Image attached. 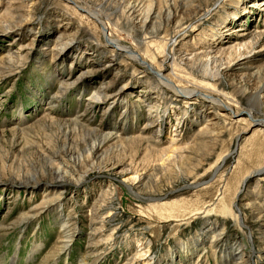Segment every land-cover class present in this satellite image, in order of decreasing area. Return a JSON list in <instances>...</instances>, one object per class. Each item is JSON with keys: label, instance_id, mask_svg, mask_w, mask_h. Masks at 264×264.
I'll return each mask as SVG.
<instances>
[{"label": "rangeland", "instance_id": "rangeland-1", "mask_svg": "<svg viewBox=\"0 0 264 264\" xmlns=\"http://www.w3.org/2000/svg\"><path fill=\"white\" fill-rule=\"evenodd\" d=\"M9 1L0 0V13ZM129 1L133 0H92L103 6L112 21L119 19V28L126 33L132 27L121 9ZM175 1L187 20L177 38L179 45L199 50L234 39L249 43L243 51L231 50L212 65L216 74L217 68L256 47L250 53L256 61L252 69L238 75L220 71L205 79L239 105L250 101L258 107L253 94L264 77V0H204L196 10L189 0ZM158 3L163 7L165 1ZM161 19L165 25L166 16ZM62 25L67 28L64 33ZM100 28L64 0H26L11 21H0V55L6 50L15 55L0 68V264H223L221 251L234 250L236 240L244 244V264H264V219L255 217V208L239 200L244 194L258 195L255 201L264 207V173L245 184L242 180L264 165V134H258L249 121L238 124L232 111L220 107L221 122L227 127L224 135L216 144L199 137L201 126L193 124L201 107L207 110L201 113L200 123L218 115L216 105L201 93L186 96L165 88L127 55L128 49L107 42ZM177 30L170 24L161 35L173 38ZM250 31L258 34H242ZM114 37L121 44L132 41L126 34ZM186 69L203 77L200 63ZM90 97L92 104L87 103ZM47 112L63 124L50 123ZM82 113L92 128H113L123 136L140 132L150 136L154 131L158 149L166 148L179 134L192 155L189 162L178 160L172 170L159 169L146 183L155 194L141 190L142 197H137L121 182V171L154 167L161 162L156 149L141 142L134 152L133 143H124L122 153L109 151L91 160V135L64 123ZM159 124L161 131H157ZM18 125L24 129L13 131ZM241 127L246 132L237 152L213 175L214 163L234 147ZM62 148H71L72 153L66 155ZM57 152L69 165L76 158L81 171L89 170L77 187L64 182L63 190L57 185L62 182L50 181L48 169L62 161L51 157ZM200 156L201 166L191 168ZM35 178H39L35 183H24ZM100 193L104 198L94 216L111 214L105 224L89 212ZM151 196L162 200L152 201ZM206 222L217 224L203 235L204 242L195 251L194 239ZM96 225L102 228L101 236L90 246V232ZM65 230L72 234L70 240H64ZM136 248L146 249L137 261L132 259Z\"/></svg>", "mask_w": 264, "mask_h": 264}, {"label": "bare ground", "instance_id": "bare-ground-1", "mask_svg": "<svg viewBox=\"0 0 264 264\" xmlns=\"http://www.w3.org/2000/svg\"><path fill=\"white\" fill-rule=\"evenodd\" d=\"M64 1L72 9L78 12L80 11L82 15L87 17L88 21H91L97 25H101L100 29L102 30L104 37L107 39V42H110L111 44H115L116 46H120L124 49H128L129 51L127 52L128 53L127 55H129L135 61H138L143 66H145L144 68L150 73L149 75H151L152 78L155 76L157 80L164 85L165 88L166 87L170 88L178 93L179 92L185 93L184 95L186 96L191 95L194 92L195 95L197 93H201L205 98H207L206 101L209 100L211 104L216 105L217 108L216 112L218 115H212L209 117L208 121H203L202 123H200L202 121L201 116H203L201 115V113L205 114L207 108L205 106L201 107L200 109L201 113L199 114V116L197 117V119L193 124V125L201 126L200 132L198 133L199 137H207L210 139V143L216 144V142H219L221 137L224 135V132L226 131L227 127L221 122L220 116L223 115V113L220 112L221 109L220 107H222L223 111L225 110L230 112L232 111L234 115V121L237 122L238 124L249 121V126L256 127V130H258V134H264V77H262L261 80L256 83L254 88L253 95H255V97L257 98L258 107L253 106L250 101L248 102L249 104L246 103V105L243 104L239 105L236 100L230 99L229 95L220 92L217 88L214 87V85L210 81H207L205 79L207 76H210L211 74L218 75L220 71L223 74H227V75H238L242 73L241 71L252 69L256 61L254 59V54L251 55L250 53L256 47H253L245 51L243 54L240 55V58L236 59L234 62L222 66L221 70L220 68H217V74H216V72H213L212 70V65L213 67H215L218 61L222 60L224 58V55L231 50L238 49L240 51H243L245 48L249 46V43L244 42V40L242 39H234L228 41L227 43H224L222 46H220L219 42H216L215 43L216 45H206L205 47H200L199 50H197V48L194 49L191 46H183L185 45L184 43L182 45H179V43H177V38L181 36L182 33H184L183 31L185 29V23H187V20L185 19L183 13L180 10H178L177 2L175 0H173V2L164 0L165 3L163 7H161L160 4L158 3L159 0H146V1L140 0L138 2H135L134 0L129 1L127 8L124 9V7L123 8L121 7L122 8L121 16L125 18L130 24V27H132L130 28L129 33H126V31H124V28H119L122 26L121 21L119 19L112 21L111 17L103 12V6L102 5L96 6L94 2H92V0H64ZM189 1L191 5H193V8L195 10L202 3H205L204 0H189ZM25 2L26 0H10L9 2H6V4L3 3L5 6L3 8V11L0 13V21H11L15 17L16 13L19 11L20 6H23ZM162 15L166 16L165 25L163 24V19H161ZM170 24L175 25V28L178 29L177 30L178 34H176L177 36L175 35L173 38H168L166 36L161 35V33L165 30V28ZM62 27L63 30L61 31V33L67 31V28L64 25H62ZM123 33L126 34L127 38L128 37L129 39L132 38L130 44H121L120 41L114 37L116 34L124 35ZM242 34L252 35L254 37L258 34V32L250 31L248 33L244 32ZM133 44H135L141 50V52L136 48H134L133 46L135 45ZM178 45L179 47L177 48ZM170 47H171L170 51H172L173 54H170V52L168 51V48ZM260 50H262V48H260ZM14 57H15L14 52L11 50L10 51L6 50V52H3V54L0 55V68L8 64L9 62L13 61ZM197 63H200L203 66L202 78L189 74V72L186 69V65L193 66L194 64ZM62 83L65 84V81L63 80ZM94 94L99 95L97 91L94 92ZM87 100H88L87 103H91L92 97L88 98ZM46 116H48L50 123L59 124V125L63 124V122H61L60 120L61 118L59 119L56 118V116H49V112H47V115H45V117ZM83 116L84 117L86 116L85 113H82L75 117H71L70 119L64 121V123L65 125L68 126H74V129H82V131H85L88 135H91L92 143H91V147L89 148L90 150L88 149L90 152L91 160L92 159L97 160L103 158L104 155L109 151L110 152L111 151L118 152V150L120 151L124 143H130V144L133 143L135 145V147H133L135 148L134 152L137 151L136 149H138V145L141 142H145L150 149L152 148L156 149V153L158 154L161 162L155 164L154 167L153 166H151L152 168L144 167L143 168L144 170L142 172H140V170L137 169L135 170L132 169L133 172H130L129 168L121 171V175H122L121 182L128 188L130 192H132V194H134L137 197L140 198L142 197L141 190L144 191L146 190L149 193H152L153 190H155V189L148 190V188L146 187L147 186L146 183H149L151 181V179L154 177V175H156V172L159 169L165 167L167 169L172 170L174 168V164H177L178 160L180 161H182V159L188 160V158H190V156L192 155L191 153L187 152L186 146H182L181 144L182 139L179 134L176 135L175 133H173L175 134L176 137L172 138L168 146L166 148L161 147V149H158L157 147L159 146L156 147V145L159 141L158 139L157 140L155 139L157 138V136L154 135V131L150 136L145 135L144 133L146 132H142V133L140 132L139 134H132L131 136H123L117 132H114L113 128H111L110 130H108V128L106 127L103 129L92 128L89 122H87ZM161 128L162 126L159 124V126L157 127V131H161ZM12 129L13 131H20V130L22 131V129H24V125L23 126L18 125V127L13 126ZM148 130H151L150 127H148ZM175 130L176 129H174V131ZM244 132H246L245 128L241 127L240 132L235 137L234 147H231L228 151L223 153L219 161L214 163L212 170L213 175H215L217 171L222 167L223 165L222 162H224L225 164L228 159H230L231 157H233V155H235L238 149V141L243 137V134H245ZM149 148H147L148 152H149ZM62 150H63L62 153L64 152L66 155H70V153H72L71 148H62ZM51 157H53L54 159L55 157H58L59 159L62 160L60 161V163H58L57 161L56 165H52L48 169L49 171L48 173L50 174V181L54 183L62 182L61 184L60 183L57 184V185H62L59 186V188L61 187V189H63V186H65L64 182L74 184L77 187V185L81 182V180L89 173L88 169L84 171H81L79 169L80 168L78 166L79 162L76 160V158H74V160L70 158L73 160V164L69 165L68 163L63 161V154L59 153L58 155L55 156L51 155ZM196 157L198 156L196 155ZM200 157L197 159V161H195V164L191 168L195 169L198 166H201L203 158ZM166 161L169 162L166 164ZM263 173H264V165L258 167L257 169H253L242 180L245 184L247 180L249 181L250 179L256 177L255 175L261 176V174ZM38 180L39 178H35L30 181H25L24 183L32 184L37 182ZM193 183L194 182H192L191 184ZM201 184H203V182L197 184L196 186ZM103 196L104 193H100L95 198L94 204H92V206L89 209V212L93 215V219L100 220L101 222L100 224H105L107 221H110L111 218V214H108L106 218L96 215L94 216L96 212L95 211L96 208L98 209L101 208L99 205H101L100 203H102L101 201ZM157 196L156 197L151 196L150 199H152V201L162 200L161 198L162 196L161 197H157ZM258 198H259L258 195L253 197L252 195L244 194L239 200L243 202L244 206L246 207L247 206L254 207L255 208L254 210H256L255 217L261 218V220H263L264 207L262 208L260 204L257 205L259 201L258 200L255 201V199ZM238 211L241 213L239 207H238ZM216 224L217 222H206L205 224H202L201 233L199 232V234H197L198 236L194 239L195 243H193L194 246L193 249L195 251L198 250L200 243L203 241L202 240L203 235L206 232H208V230L212 225L215 226ZM101 229L102 228L99 225H96L93 228L92 232H90L92 233V235L89 237L90 246H93L98 242L96 238L98 236H101L100 234ZM69 232L70 231L68 230L64 231L63 236H65L64 238L65 241H67L68 239L70 240V238L72 237V234ZM263 236L261 238L264 239ZM233 245L234 247L236 246L234 250H232L233 248L231 247L227 251L224 250L221 251L224 254L223 264H244L245 252L243 249L244 246L243 242L241 241L239 242L236 240V242ZM39 246L40 245L35 246L33 250L36 251ZM261 248H264V245L263 246L261 245ZM92 249L93 248H91V250ZM145 250L146 249L143 248H136L132 256V259L136 261L139 260L140 257L145 253ZM84 258L85 257H83V259ZM83 263L84 261H81V264Z\"/></svg>", "mask_w": 264, "mask_h": 264}]
</instances>
